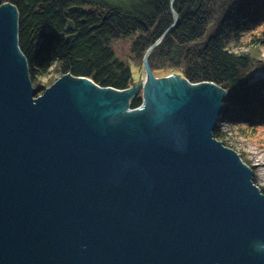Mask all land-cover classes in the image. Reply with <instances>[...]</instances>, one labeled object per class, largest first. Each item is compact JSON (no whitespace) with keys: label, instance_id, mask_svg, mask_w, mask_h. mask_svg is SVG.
I'll return each instance as SVG.
<instances>
[{"label":"water","instance_id":"water-1","mask_svg":"<svg viewBox=\"0 0 264 264\" xmlns=\"http://www.w3.org/2000/svg\"><path fill=\"white\" fill-rule=\"evenodd\" d=\"M158 42L144 81L63 74L37 95L18 11L0 5V264H264V193L212 135L225 90L155 77Z\"/></svg>","mask_w":264,"mask_h":264},{"label":"trees","instance_id":"trees-1","mask_svg":"<svg viewBox=\"0 0 264 264\" xmlns=\"http://www.w3.org/2000/svg\"><path fill=\"white\" fill-rule=\"evenodd\" d=\"M4 3L18 11V45L32 83L56 65L60 76L128 88L135 84L131 70L115 56L112 43L129 41L132 59L142 64L145 51L159 40L148 56L153 73H177L190 83L211 82L225 90L212 132L215 139L231 147L219 130L220 122L230 116L240 132L241 127L251 133L264 129V80L252 81L256 64L261 65L264 0H64L63 5L56 0H0V5ZM72 6L86 11L65 15L63 11ZM66 18L102 24L98 31L80 30L68 49L61 39ZM242 40L248 50L230 48L229 42L242 44ZM35 88L37 95L44 90L39 84ZM141 104V93L130 100L132 109ZM258 187L264 193V187Z\"/></svg>","mask_w":264,"mask_h":264},{"label":"rangeland","instance_id":"rangeland-1","mask_svg":"<svg viewBox=\"0 0 264 264\" xmlns=\"http://www.w3.org/2000/svg\"><path fill=\"white\" fill-rule=\"evenodd\" d=\"M245 39L248 41L249 37ZM246 41L242 40V44H236L231 41L229 42V46L235 52L241 50L246 51L248 50ZM112 48L115 56L128 64L134 83L136 84L138 80L144 81L145 75L142 64L132 59L129 41L117 40L112 43ZM259 53L261 65L256 64L252 72V81L264 80V44L260 47ZM171 73L167 74V71H157L154 74L156 77H164ZM59 77L60 74L57 71L56 65H54L47 74L39 76L33 83V86L35 87V85L39 84L46 88ZM236 124L238 125L237 121L233 116H230L220 122L219 130L224 135L225 140L231 145L229 148L233 149L239 157L241 156L242 158L240 157V159L242 162L251 169L256 185L264 187V129H256L254 133H251L247 131L244 132L243 127H241L240 132Z\"/></svg>","mask_w":264,"mask_h":264},{"label":"flooded vegetation","instance_id":"flooded-vegetation-1","mask_svg":"<svg viewBox=\"0 0 264 264\" xmlns=\"http://www.w3.org/2000/svg\"><path fill=\"white\" fill-rule=\"evenodd\" d=\"M81 14H83V13H81ZM67 19V18H66ZM65 19V20H66ZM73 22V28H74V30L71 32V33H75L76 34V37H77V34H78V32L80 31V30H83L84 28L88 31V32H91V31H94V30H100V28H98V29H93V30H91L90 29V27L91 26H93V25H95V24H97V23H99L100 21L99 20H96V22L95 23H92V24H87V22H88V20H86L85 18H79L77 21H72ZM68 33L67 32H65V34L64 35H67ZM63 35V36H64ZM93 36V35H92ZM62 39V41L64 42V40H63V37L61 38ZM76 39V38H75ZM74 42H75V40H74ZM73 42V43H74ZM64 44H65V42H64ZM66 45V44H65ZM73 45V44H72ZM67 46V45H66Z\"/></svg>","mask_w":264,"mask_h":264},{"label":"bare ground","instance_id":"bare-ground-1","mask_svg":"<svg viewBox=\"0 0 264 264\" xmlns=\"http://www.w3.org/2000/svg\"><path fill=\"white\" fill-rule=\"evenodd\" d=\"M154 74V73H153ZM154 76H155V74H154ZM156 77V76H155Z\"/></svg>","mask_w":264,"mask_h":264}]
</instances>
